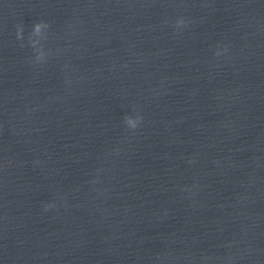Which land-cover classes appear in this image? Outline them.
I'll return each instance as SVG.
<instances>
[{"label":"clouds","instance_id":"clouds-1","mask_svg":"<svg viewBox=\"0 0 264 264\" xmlns=\"http://www.w3.org/2000/svg\"><path fill=\"white\" fill-rule=\"evenodd\" d=\"M177 25H183L184 24V20L183 19H179L177 20ZM49 27L48 23L45 22V21H38L36 22L34 25H33V32L34 33H40L42 29H47ZM22 32H23V29L22 27L18 26L17 27V39H23V36H22ZM35 51V50H34ZM217 55H219V53H217ZM45 56H46V53H44L43 51L41 52H36L35 51V61L37 63H40V62H43L45 60ZM125 123L126 125L131 128V129H135L139 123V121L142 119V117H131V116H125ZM50 207H52V205H45V208L44 210L47 211Z\"/></svg>","mask_w":264,"mask_h":264}]
</instances>
